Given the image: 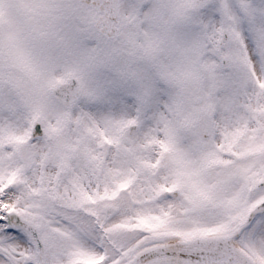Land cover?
<instances>
[{
    "label": "snow or ice",
    "instance_id": "1",
    "mask_svg": "<svg viewBox=\"0 0 264 264\" xmlns=\"http://www.w3.org/2000/svg\"><path fill=\"white\" fill-rule=\"evenodd\" d=\"M0 264H264V0H0Z\"/></svg>",
    "mask_w": 264,
    "mask_h": 264
}]
</instances>
